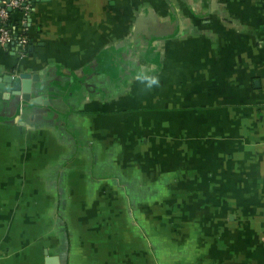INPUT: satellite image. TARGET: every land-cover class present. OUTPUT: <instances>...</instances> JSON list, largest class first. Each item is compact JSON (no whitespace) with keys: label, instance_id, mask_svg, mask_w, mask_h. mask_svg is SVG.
Returning <instances> with one entry per match:
<instances>
[{"label":"crops","instance_id":"0c3cea01","mask_svg":"<svg viewBox=\"0 0 264 264\" xmlns=\"http://www.w3.org/2000/svg\"><path fill=\"white\" fill-rule=\"evenodd\" d=\"M29 6L26 54L0 48L39 100L0 101V264H264V0Z\"/></svg>","mask_w":264,"mask_h":264},{"label":"built area","instance_id":"2783aa9c","mask_svg":"<svg viewBox=\"0 0 264 264\" xmlns=\"http://www.w3.org/2000/svg\"><path fill=\"white\" fill-rule=\"evenodd\" d=\"M30 0H0V48L10 49L15 48V53L18 57H22L25 54L27 48V40L24 35L23 20H25L29 9ZM17 11L21 14L22 22L19 25V32H15L13 26L6 28L5 23L8 19L9 12ZM22 28V29H20ZM19 104L22 102L20 100ZM20 113V108H18Z\"/></svg>","mask_w":264,"mask_h":264},{"label":"water","instance_id":"95a60500","mask_svg":"<svg viewBox=\"0 0 264 264\" xmlns=\"http://www.w3.org/2000/svg\"><path fill=\"white\" fill-rule=\"evenodd\" d=\"M32 81H35V77L28 74H18L14 78L9 75H1L0 101H9L11 97H16L24 103L39 104L38 99L32 100L29 98Z\"/></svg>","mask_w":264,"mask_h":264},{"label":"clouds","instance_id":"9594fccd","mask_svg":"<svg viewBox=\"0 0 264 264\" xmlns=\"http://www.w3.org/2000/svg\"><path fill=\"white\" fill-rule=\"evenodd\" d=\"M136 79L141 82H146L147 88H152L153 86H159V79L156 76H148L143 74H137Z\"/></svg>","mask_w":264,"mask_h":264},{"label":"trees","instance_id":"16d2710c","mask_svg":"<svg viewBox=\"0 0 264 264\" xmlns=\"http://www.w3.org/2000/svg\"><path fill=\"white\" fill-rule=\"evenodd\" d=\"M15 12L17 13V11L9 12L8 19H7L6 23H5L6 28H10V26H14L15 25V24L12 23V20H11V15L13 13H15ZM26 50H27V48H26ZM26 50H25V54H26Z\"/></svg>","mask_w":264,"mask_h":264}]
</instances>
